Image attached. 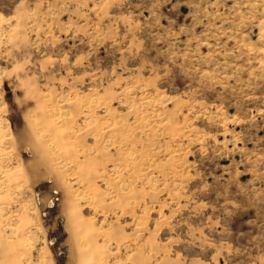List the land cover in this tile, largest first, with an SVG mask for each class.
Wrapping results in <instances>:
<instances>
[{"label":"rangeland","instance_id":"rangeland-1","mask_svg":"<svg viewBox=\"0 0 264 264\" xmlns=\"http://www.w3.org/2000/svg\"><path fill=\"white\" fill-rule=\"evenodd\" d=\"M0 264H264V0H0Z\"/></svg>","mask_w":264,"mask_h":264},{"label":"snow or ice","instance_id":"snow-or-ice-1","mask_svg":"<svg viewBox=\"0 0 264 264\" xmlns=\"http://www.w3.org/2000/svg\"><path fill=\"white\" fill-rule=\"evenodd\" d=\"M5 91H7V84H5ZM4 100L7 102L9 110H15V102L11 99L10 95H5Z\"/></svg>","mask_w":264,"mask_h":264}]
</instances>
